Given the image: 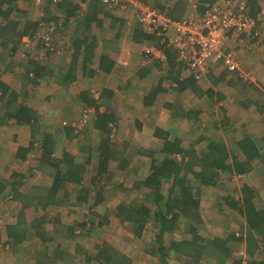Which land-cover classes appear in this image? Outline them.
<instances>
[{
    "label": "crops",
    "instance_id": "crops-1",
    "mask_svg": "<svg viewBox=\"0 0 264 264\" xmlns=\"http://www.w3.org/2000/svg\"><path fill=\"white\" fill-rule=\"evenodd\" d=\"M87 1L90 3V0ZM88 3L85 2V5L87 6ZM260 5L261 10L258 15H261L264 10L262 3ZM102 6L90 26L88 23L69 26V23L66 28L64 27L63 35L70 31V41L74 45L72 53H65L62 56L61 52L56 63L38 60L41 64L43 75L37 80V83H34L33 89L30 85L27 86V95L23 96L22 101L24 100L26 104L38 110L42 117L40 128L34 132L31 125L18 124L14 120H9L6 124H0V205L4 203L5 198L12 196L11 201L18 206L16 216H10L7 221L8 224L15 223L16 217L23 212L27 221L45 214L44 210L35 206H28L24 210L23 205H32L33 202H40V199L52 186L53 179L50 175L52 169L41 166L40 157L38 167H35L36 169L30 166L28 168L32 172L31 176H33L35 170L36 172L41 170L43 176L46 177H40V183H38L39 181L36 178L34 180L31 178L33 180L31 183H25L23 182L22 171L17 167L20 164L25 165L28 154L34 149L35 144L38 143L41 149L46 134L53 135L55 139L54 159H62L64 155L70 154L74 158L75 166L79 165L81 167L82 165L83 180L91 178L96 173L98 159L95 164L93 160L95 156L94 149H92L87 135H81L73 130L72 134L68 136L64 132V129L68 128V126L57 127V123L64 119L72 121L73 118H76L79 120L83 109L87 105L92 106L85 102V94L92 95L97 86L100 87L102 93L111 94V97L102 96L103 102H101L102 105L100 106H102L103 110L101 111H106L107 109L117 115L119 131L116 136L120 137V139L115 138V145L119 147V157H122L121 159L127 158L130 165L132 164V169L128 166L126 170H131L133 174L135 172L138 173L143 168L142 164L145 163L143 157H149L148 154L150 155V153H147L148 151H153L157 157L163 156L160 151L165 137L171 139L180 138L183 146L190 147L194 145L198 152L207 149V146L212 141H222L226 144L232 161V157L243 159L237 144L240 140L249 136L260 142L258 144L261 156L258 158V162L260 163L264 159V145H261L262 140H264V132L255 134L248 131L250 123L258 126L259 122H261V119L260 121L257 119L258 116L256 114L261 117L264 115V38L261 45L248 43L247 47L238 49L236 59L240 66L235 73L225 69L220 61L211 65L204 79L197 80L188 70V67L179 60L177 51L171 47L165 49L167 55L165 61L156 57L147 58L144 47L156 43L154 36L146 33L139 22L126 23L120 11L114 10V8L110 9L104 4ZM171 6L174 7V4ZM246 9L248 14L251 15L249 8ZM166 11L168 10L166 9ZM186 14H184L185 17ZM180 19H183V17ZM61 31L63 30L61 29ZM93 35L97 36L99 45L95 50L93 60L88 63L87 72H84L79 65L76 78L69 82L66 81L65 77L74 62L75 51H77L75 50L76 37L87 36L92 38ZM148 35L152 36L153 40H149ZM63 38L67 39L65 35L64 37L61 35L58 43H62L64 41ZM89 43L90 40L87 44ZM104 43L106 45L105 48L103 46ZM224 48L228 50L230 46L225 44ZM169 49H173L176 54L169 56L167 53ZM86 53L82 48L77 59H82ZM102 55H106L114 63L110 72H106L108 71L107 69L106 71L101 70L99 67ZM120 63L126 64L123 66ZM14 69L13 73H18L16 68ZM91 69L93 74L90 72ZM40 81L47 82L46 88L45 86H39V84H42ZM98 81L100 85H97ZM180 81L184 82L183 88L180 87ZM156 88L159 89V93L153 99H150L149 94L154 92ZM249 88L252 89L253 93L248 91ZM43 95H45L44 101ZM47 99L49 102H47ZM55 102L58 106H54ZM213 104L214 106L212 107ZM192 108L200 112V120L198 122L187 119L184 114L192 110ZM139 110L144 111L146 118L152 117L154 121L152 126L147 127L144 119L140 117L133 121L124 119V117L135 115ZM53 114H56L55 118ZM1 115L0 113V117ZM205 116L208 119H205ZM182 120L188 124L191 123L195 127L201 125L197 137L188 141V143L186 141L188 137L187 129H180L179 127ZM123 121H125L124 125L134 122L133 126L137 127V130L142 133L148 131V140L144 139L148 145L139 144L133 137L126 134L125 130L123 131L122 129ZM54 124L56 125L53 126ZM208 124H211L210 128ZM156 129H159L157 133ZM131 131L134 133L135 130ZM117 140H122V145ZM79 145L81 147L77 152L76 147ZM20 149H23V151L20 152ZM25 149H29L28 152L25 153ZM83 149H86V152ZM20 154H24V159L20 157ZM89 157H91L90 161ZM256 163L257 159L250 162L249 166L251 169L248 173H234L232 175V178H242V183L236 188L240 193L239 196L235 197L236 199L241 197V189L245 183L258 189L260 195L264 193V170L262 171L263 175H260L261 184L257 185L255 183L252 185L246 179L254 170V164ZM263 164H261V167ZM149 165L150 167L145 177L151 171L152 159ZM62 168L66 170L67 167L64 168L62 166ZM89 170L90 174L88 175ZM36 177L38 178V176ZM145 177H142V179ZM93 198L94 196H91L89 201ZM239 215L241 214L239 213ZM6 230L5 224L2 233H0V264H32L23 256L22 246H16V248L12 246L8 240ZM28 235L29 237L36 236V234ZM29 241L30 238L23 244L26 252H28L29 247L27 245ZM75 248L72 249L73 252ZM8 250L12 254V260L8 261V259L5 262L4 255Z\"/></svg>",
    "mask_w": 264,
    "mask_h": 264
},
{
    "label": "trees",
    "instance_id": "trees-1",
    "mask_svg": "<svg viewBox=\"0 0 264 264\" xmlns=\"http://www.w3.org/2000/svg\"><path fill=\"white\" fill-rule=\"evenodd\" d=\"M143 1L151 2V0ZM161 1L153 0L154 3L151 2V6L158 7L173 19L181 18L182 14L174 15V13L178 9H185L188 3V0H166V2L175 1L173 9L166 11L167 4L161 3ZM217 1L220 0H197L198 11L200 14L204 13ZM17 2L18 0H0V17L4 20L0 23V35L6 37L1 46L12 57H15L20 49L25 36L32 38L41 30L44 20L51 26L57 24V29L61 31L62 28L68 26L73 17H76L78 13L80 14L81 10L83 12L91 6L90 14L87 13L82 20V23H88L90 26L102 9L101 0H90L91 4L87 0H60L56 3V8L64 14V21L59 23L61 17L56 16V11H52L50 8L54 0H49L50 4L47 2V5H45L48 15H51L49 18L45 19V16L41 19L20 23L11 19V15L16 11ZM85 2L88 3L87 6ZM247 4L250 14L257 17L258 12L261 10L259 0H248ZM148 39L153 40L152 36H149ZM89 40L90 43L87 44ZM154 41L156 42V38ZM98 45L96 35H93L92 38L87 36L76 37L75 50L77 51H75L74 62L65 77L66 81L69 82L76 78L79 65L84 72H87L88 63L93 60ZM103 46L106 47L105 43ZM82 48L88 54L86 53L82 59H77ZM167 53L169 56L176 54L173 49H169ZM0 54L3 55V53ZM113 64L106 55L100 57L99 67L101 70L106 71L107 69L106 72H110ZM17 65L24 70V73L20 74L23 83L19 87H16L9 78H5L3 73L4 67L6 71L13 73ZM90 72L93 74L92 69ZM13 74L18 75V73ZM42 75L41 64L32 57L27 60L22 59L18 63L6 61L4 66L1 62L0 113L2 115L0 124H6L9 120H14L18 124L31 125L34 132L40 128L42 117L38 110L26 104L22 99L23 96L27 95V86L30 82L37 83ZM27 80L29 81L27 82ZM180 87H184L183 81H180ZM100 93L99 100L94 98L93 93L92 95L86 93L84 96L86 103L97 105L94 127L103 134L96 153L98 157L96 173L91 178L83 180L82 165L81 167L79 165L75 166L74 158L70 154L64 155L62 159H54L55 139L53 135L46 134L41 147L40 162L41 166L52 169L50 175L53 183L48 192L40 199V202H33L32 205L24 204L23 207L25 210L28 206H35L47 213L27 221L23 212L16 217L15 223H5L8 240L14 248L22 246L21 250L24 249L23 244L31 238L28 234H36L37 241L31 247L27 245L29 248L26 252L28 255L26 259L31 260L32 264H57L59 260L67 263L70 259L74 264H80L84 260L86 263L96 261L99 264H133L129 256L116 251L108 243H104L102 246L98 245V252L95 254L85 251L80 245H76L73 252L67 250L64 243L56 242L54 244V236L47 232L49 208L67 203L73 193L77 194L79 203L88 202L89 198L94 196L93 206L100 205L108 196L106 189L114 179V173L110 168L111 162H118V168L123 170H126L129 165L127 158L121 159L122 157H119V147L115 143H111V137L118 134L117 115L107 109L106 111L99 110V102L106 95L111 97V94H104L101 91ZM158 93L159 89L156 88L154 92L149 94L150 99H153ZM97 101L99 102L97 103ZM184 114L187 119H192L194 122L200 120V112L197 109L192 108ZM64 130L70 136L74 128L69 126ZM158 130L156 129V133ZM258 143L251 137L246 136L237 144L243 159L232 157L231 161L229 150L222 141H212L207 149L198 152L194 145L190 147L183 146L180 138L165 137L160 151L163 156L157 157L153 151H148L147 153H150L148 156L152 159L151 171L144 179L136 180L132 185L133 189L144 190L146 201H121L114 210L116 218L121 223L132 225L133 233L137 237H141L149 223H152L155 231L153 242L149 245L150 248L147 252L157 260V264H172L170 262L172 257L180 261L183 260L186 264H199L209 250H212L210 256L212 259L217 260V264H225L229 260L233 264H241V261L235 256L243 247H245L246 254L251 258H255L257 254L262 255V260H252L254 262L252 264H264V195H260L258 189L247 183L243 185L239 199L235 197L224 199L244 218L246 225L241 234L238 235V232H232L225 237H205L200 234V225H203L204 221L201 208L203 189L208 187L227 189L225 184L220 182L222 173L230 177L234 173H248L251 169L250 162L261 156ZM28 150L25 149V153ZM21 151L23 149H20ZM20 157L24 159V154H20ZM88 159L90 161L91 157ZM62 166L67 167L66 170H63ZM166 184L167 187H165ZM127 190L129 192L131 188L126 187L125 191ZM183 221L186 222L188 237L180 240L172 239L170 234L182 227L181 223ZM101 224H104V222H101ZM84 225L85 222L81 227H84ZM68 229L70 230L68 231ZM68 229L67 237L73 239L76 226L71 225ZM93 230L90 229L89 232ZM168 235L171 239H167ZM51 243L54 244L52 252L50 251Z\"/></svg>",
    "mask_w": 264,
    "mask_h": 264
},
{
    "label": "rangeland",
    "instance_id": "rangeland-1",
    "mask_svg": "<svg viewBox=\"0 0 264 264\" xmlns=\"http://www.w3.org/2000/svg\"><path fill=\"white\" fill-rule=\"evenodd\" d=\"M60 0H54L52 6L50 7L52 11H56V16L61 17L59 23H63L64 21V14L59 12V9L56 8V3ZM101 6L104 4L107 7H110V9L114 8V10H118L122 13L124 16V19L126 20V23H134L138 22V14L139 10L135 6L134 0H118L115 2L107 1L104 2L101 0ZM142 4H144L145 1L138 0ZM239 1L241 5H244L245 8H248V0H234ZM49 3V0H18L17 2V8L16 11L11 15V19L18 21L20 23H26L29 20H37L41 19L42 17H45V19L49 18L51 15L47 13V9H45V5ZM152 3L153 0H151ZM151 2H145L146 4L151 5ZM175 1H169L166 2V0H162L161 3L167 4V10L171 11L173 9V3ZM260 4L262 3L263 9H264V0L259 1ZM155 5V4H154ZM103 7V6H102ZM91 6L87 7L83 12L80 11V14L78 13L76 17H73L69 26H75L77 24L82 23L83 18L86 17L87 13H89ZM158 8V7H156ZM159 9V8H158ZM185 10V11H184ZM46 12V13H45ZM262 12V11H261ZM187 13V14H186ZM198 6H197V0H188L186 9H178L175 11L174 15H181V18L185 17L184 14H186V17H194L199 15ZM85 15V16H84ZM184 15V16H183ZM135 18V19H134ZM259 26V31L261 33V39L264 38V10L261 13V15H258L256 18ZM4 22L3 18L0 17V23ZM97 23V22H95ZM22 26V25H21ZM132 27V26H131ZM63 31H60V29H57L56 25H49L48 22L44 20L41 30L31 38H27L26 40H23L22 45L20 49L17 51L15 57H12L9 55L7 50H4V48L1 46V43L6 37H4L2 34L0 35V53H3V55L0 54V64L3 62V66L6 63V61L11 62H19L22 59H29L33 57L36 60L42 61V62H54L56 63L57 59L61 55H65V53H72L73 50V43L70 41V31H67L64 35L66 36V40L63 38L62 43H58V40H60L61 35L64 37L62 32L65 31L64 28H62ZM67 30V29H66ZM2 33V32H1ZM47 37H50V45L47 44L46 41H44ZM47 40V39H46ZM54 48H53V47ZM145 55V54H144ZM146 56V55H145ZM13 58V59H12ZM149 58V57H147ZM121 65H125L126 63H120ZM16 71L19 73L18 75H14L11 72L6 71L4 67V77L9 78L10 81L16 86L19 87L21 83H23L22 77L20 76V73H24V70L21 66H15ZM189 75V74H188ZM29 80H27L28 82ZM42 84H39V86H45L47 82H41ZM30 87L33 89L34 84L30 82ZM99 84V81L97 83ZM97 89H94L95 91L100 92V87H95ZM252 89L249 88L248 91H251ZM251 93H253L251 91ZM257 96V95H256ZM45 95H43V101H44ZM101 97V94H100ZM258 97V96H257ZM100 99V98H99ZM97 99V100H99ZM47 102L48 99H47ZM99 101H97L98 103ZM102 100L99 102V110L102 109ZM48 105V104H47ZM54 106H58L55 105ZM211 106V105H210ZM214 104L212 105V107ZM94 108V112L90 113L88 115V122L86 126L83 128H79L78 130L73 126L74 123H78L79 120L76 118H73L72 121H68L66 119L58 120L57 127H64V121H68V125L65 126H71L74 128V131L79 134H86L89 142L91 143L92 149H94L95 156L93 157L94 163L97 162V148L99 146V142L103 136L101 132H98V130L94 127V118L97 114V105H92ZM220 112V111H219ZM82 114V113H81ZM256 114V113H255ZM54 115V114H53ZM259 122L258 126H255L254 124L250 123L248 131L255 134H262L264 132V115L262 117L258 114ZM56 117V114L54 115V118ZM138 117L144 119L146 122V126H152L154 124V121L151 116L146 118L144 116V111L139 110L138 113H136L133 116H128L127 118L124 117V119L128 121H133L134 119H137ZM206 117V116H205ZM204 117V118H205ZM139 119V118H138ZM205 119H208L207 117ZM263 120V121H262ZM62 121V122H61ZM208 121V120H206ZM191 122V121H190ZM61 123V124H60ZM125 121H123L122 129L125 130L126 134L133 137V139L139 143V144H146L148 145L145 140H148L149 133L148 131L140 132L138 131L137 127L133 126L134 122H129V124L124 125ZM54 124L53 126H55ZM199 127L192 126L191 123H187L184 120H182L179 124L180 129H187L186 133H188V137L186 139L187 143L188 141H191L192 139H195L197 137V133H199ZM211 124H208V127L210 128ZM189 127V128H188ZM208 128V129H209ZM201 129V128H200ZM115 130V128H114ZM131 130H135L134 133ZM119 131V129H118ZM75 133V134H76ZM111 143H115L116 139H120V137L113 135L111 137ZM116 138V139H115ZM145 139V140H144ZM122 145V140H117ZM118 143V142H117ZM260 143V142H259ZM261 145H264V140H262ZM80 145L76 147V150L78 152V149H80ZM84 152H86V149H83ZM83 152V153H84ZM85 155V154H84ZM263 155H264V149H263ZM41 157V149L37 144H35L34 149L29 152L28 157L26 159L25 165L20 164L17 168L22 171L23 182L25 183H31L35 178L38 183H40L41 178H44L46 176H43L41 170L39 172H36V170L33 172V176H31L32 172L28 168L29 166L33 169H36L35 167H38L39 159ZM145 163L142 164L143 168L135 174L131 172V170H123L118 168V162L112 161L110 164V168L112 172L114 173V179L113 181L108 185L107 188V198L98 206H93L94 204V198L91 199L89 202H82L79 203L77 200V194L73 193L71 195V198H69L67 203H63L54 207H51L48 209V217H49V223L47 226V232L54 236V244L56 242L64 243L65 248L67 250H72L76 245L82 246L85 251L90 253H97L98 252V245L102 246L104 243H108L109 245H112L116 249V251H119L127 256H129L132 259L133 264H157V260L151 256L147 251L150 248V244L153 242V234H154V226L152 223H149L147 226L144 234L141 237H137L133 233L132 225L128 223H121L115 216L114 210L116 209V206L121 201H135V202H145L146 196L144 195V190L140 191L137 189H133L132 185L135 183L136 180L142 179V177H145V175L148 173V169L150 167V157L144 158ZM257 163L254 164L255 168L250 174V176L246 177L252 185L255 183L261 184V177L260 175H263L262 171L264 170V164L261 167V164L264 163V159L259 163L258 158ZM255 159V160H256ZM130 169H132V164L129 165ZM38 169V168H37ZM95 169V166H94ZM25 171V172H24ZM137 173V174H136ZM90 174V170L88 171V175ZM34 175L38 176V178ZM41 177V178H40ZM33 178V180L31 179ZM22 179V178H21ZM220 182L224 183L227 189L223 188H216V187H208L206 189H203L202 191V199H201V208H202V216L204 218L203 225H200V234L205 237H214V236H228V234L232 232H238L237 234L240 235L241 231L244 229L246 223L241 215L237 212V210L233 209L227 202L226 197H237L239 196V192L236 190V188L242 183V178H232L225 173H222L220 177ZM223 184V185H224ZM168 185L166 184L165 187ZM131 188V190L128 192L125 191V188ZM167 193V191H165ZM264 195V193H263ZM12 196H8L4 199V203L0 205V216L4 219V225L10 218V216L14 215L16 216L18 212V206L14 204V202L11 201ZM15 213V214H14ZM45 214L47 212H44ZM59 216V217H58ZM60 218L59 220H57ZM85 222L84 227H81V225ZM101 222H104V224H101ZM61 223V224H60ZM66 226H65V225ZM182 227L176 229L175 231L170 234L172 239L180 240L188 237L189 233H186V222L183 221ZM3 225V227H4ZM71 225L76 226V232L75 237L73 239H70L67 237V229L70 228ZM90 229H94L92 232H89ZM3 230V229H2ZM2 230L0 233H2ZM170 235H168L167 239H171ZM37 241L36 237H31L30 241L28 242V246L30 247ZM170 241V240H169ZM54 244H50V251L52 252V249L54 247ZM22 254L26 258H28V255L26 254V249H22ZM73 251V250H72ZM211 251L206 254V256L201 260L199 264H217V260L212 259ZM25 253V255H24ZM53 254V253H52ZM5 262L12 260V254L10 250L5 253ZM239 261H241V264H251L253 263L252 260H262V255L257 254L255 258H251L249 255L245 252V247L241 248L237 256H235ZM25 258V259H26ZM29 263H31V260L27 259ZM172 264H186L183 260H178L177 258L172 257L170 260ZM232 261L229 260L225 264H231ZM26 264V263H25ZM57 264H74L71 259L67 263L65 262H59ZM80 264H99L98 262H90L86 263L85 260L82 261Z\"/></svg>",
    "mask_w": 264,
    "mask_h": 264
},
{
    "label": "built area",
    "instance_id": "built-area-1",
    "mask_svg": "<svg viewBox=\"0 0 264 264\" xmlns=\"http://www.w3.org/2000/svg\"><path fill=\"white\" fill-rule=\"evenodd\" d=\"M104 2L110 0H103ZM112 2L118 0H111ZM139 10L138 22L142 29L156 38L155 44L144 47L147 57H156L165 61L166 48L177 51L180 61L197 80L207 75L212 64L221 61L225 69L231 73L239 70L236 59L238 49L251 45H261V33L257 19L248 14L244 5L234 0H220L214 3L204 13L198 16L173 19L166 12L149 4H142L134 0ZM30 37L25 36L23 40ZM44 41L50 45V37ZM227 44L228 50L223 49ZM100 92L93 91L95 99L100 98ZM94 112L92 106L87 105L74 127L84 128L88 122V115ZM68 125V121L63 122ZM4 219L0 216V231L3 229Z\"/></svg>",
    "mask_w": 264,
    "mask_h": 264
}]
</instances>
